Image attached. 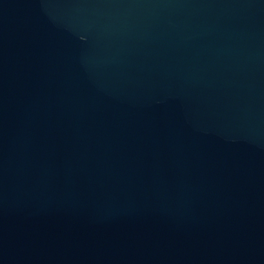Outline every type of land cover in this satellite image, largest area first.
I'll use <instances>...</instances> for the list:
<instances>
[{
    "label": "water",
    "instance_id": "1",
    "mask_svg": "<svg viewBox=\"0 0 264 264\" xmlns=\"http://www.w3.org/2000/svg\"><path fill=\"white\" fill-rule=\"evenodd\" d=\"M0 264H264V0H0Z\"/></svg>",
    "mask_w": 264,
    "mask_h": 264
}]
</instances>
